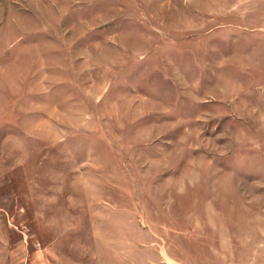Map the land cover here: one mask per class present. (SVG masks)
<instances>
[{
  "label": "rangeland",
  "instance_id": "obj_1",
  "mask_svg": "<svg viewBox=\"0 0 264 264\" xmlns=\"http://www.w3.org/2000/svg\"><path fill=\"white\" fill-rule=\"evenodd\" d=\"M0 264H264V0H0Z\"/></svg>",
  "mask_w": 264,
  "mask_h": 264
}]
</instances>
